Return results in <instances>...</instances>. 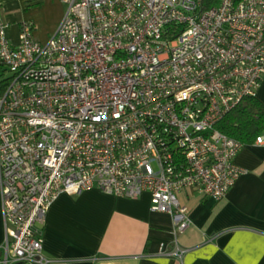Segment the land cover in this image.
Segmentation results:
<instances>
[{
  "label": "built area",
  "instance_id": "built-area-1",
  "mask_svg": "<svg viewBox=\"0 0 264 264\" xmlns=\"http://www.w3.org/2000/svg\"><path fill=\"white\" fill-rule=\"evenodd\" d=\"M53 32L0 14L3 263L47 264L36 224L61 192L149 196L182 259L190 225L177 197H224L245 145L216 128L264 77V0H62ZM264 144V134L257 135Z\"/></svg>",
  "mask_w": 264,
  "mask_h": 264
},
{
  "label": "crops",
  "instance_id": "crops-1",
  "mask_svg": "<svg viewBox=\"0 0 264 264\" xmlns=\"http://www.w3.org/2000/svg\"><path fill=\"white\" fill-rule=\"evenodd\" d=\"M4 18L16 39L15 23L27 17ZM255 96L264 103V77ZM235 162L245 171L224 197L196 186L177 192L191 219L178 234L188 248L182 259L159 254L160 244L174 239V222L150 208L147 194L130 198L90 187L61 192L36 224L43 253L52 260L47 264H264V144L245 143ZM4 237L0 207V264Z\"/></svg>",
  "mask_w": 264,
  "mask_h": 264
},
{
  "label": "trees",
  "instance_id": "trees-1",
  "mask_svg": "<svg viewBox=\"0 0 264 264\" xmlns=\"http://www.w3.org/2000/svg\"><path fill=\"white\" fill-rule=\"evenodd\" d=\"M214 3L206 0L205 6ZM220 131L245 143L255 140L264 131V103L256 96L244 97L216 124Z\"/></svg>",
  "mask_w": 264,
  "mask_h": 264
},
{
  "label": "rangeland",
  "instance_id": "rangeland-1",
  "mask_svg": "<svg viewBox=\"0 0 264 264\" xmlns=\"http://www.w3.org/2000/svg\"><path fill=\"white\" fill-rule=\"evenodd\" d=\"M64 8L61 0H0V14L7 18L32 19L35 35L40 39H46L53 32ZM11 29L14 32V27Z\"/></svg>",
  "mask_w": 264,
  "mask_h": 264
}]
</instances>
